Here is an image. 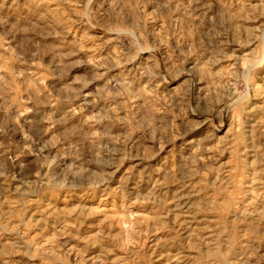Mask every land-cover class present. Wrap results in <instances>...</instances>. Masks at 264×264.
Returning <instances> with one entry per match:
<instances>
[{"label":"rangeland","instance_id":"obj_1","mask_svg":"<svg viewBox=\"0 0 264 264\" xmlns=\"http://www.w3.org/2000/svg\"><path fill=\"white\" fill-rule=\"evenodd\" d=\"M0 264H264V0H0Z\"/></svg>","mask_w":264,"mask_h":264}]
</instances>
